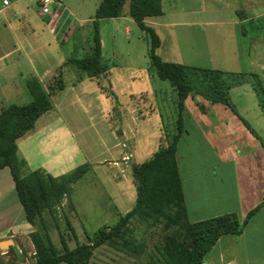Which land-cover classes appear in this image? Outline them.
<instances>
[{
  "label": "crops",
  "instance_id": "obj_1",
  "mask_svg": "<svg viewBox=\"0 0 264 264\" xmlns=\"http://www.w3.org/2000/svg\"><path fill=\"white\" fill-rule=\"evenodd\" d=\"M21 1L11 0L10 4L5 5L2 0L0 4V14L3 15L4 25L6 23L5 27L15 39L14 44L0 51V113L5 106L31 102L33 95L28 81L32 78L40 81L43 89L50 95L52 108L37 119L33 129L18 139L17 153L24 161L26 169H44L54 176H60L69 168L76 167L84 161L91 163V156L82 147L77 132L72 129L70 122L59 112L62 105L58 99L62 94L69 92L75 94L79 100L80 91L87 88L98 92L97 89L103 86L101 83L103 73L98 77H90L86 74L82 80L66 82L62 65L58 64L59 67L56 68L55 64H52L49 49L51 43L43 39L46 30L55 37L58 35L53 25L59 10L54 9L52 14L46 15L38 9L37 16L44 19L45 23L42 28V24L35 19L34 14L29 13L32 8L30 2L26 3L28 8L21 9L19 6ZM171 1L162 0V14L145 19L160 37L161 43L157 50L163 44L159 26L170 25L165 18L168 12L170 14L173 12L169 7ZM209 1L203 0L202 14L206 16L203 20L205 25L229 24L236 27L246 22L252 23L251 56L249 55L251 71L242 72L231 65L222 67L216 65L215 61H212L214 59H210L214 65L202 68L243 74L245 78L243 82L229 91L230 101L234 103L231 95L238 91L252 104L247 109L250 115H244L234 104L232 108L223 101L215 100L211 95L205 96L192 91L186 98L183 112L185 131L178 141L176 157L187 215L191 222H196L234 212L240 224L244 226L241 234L222 235L210 253L206 255L203 264H264V103L258 94L261 92L264 97V34H261L264 23L260 21L264 18V10L256 7V0H235L236 5L232 7L228 0H224L225 3L218 0L215 5L209 4ZM101 2L102 0L95 5V14ZM37 4L40 8L39 0ZM64 7V12L68 13L64 24H68L69 29L66 30L73 33L76 29H80V25L72 24L73 12L68 10L65 4ZM19 13H22L23 17L17 18ZM186 13L195 15L198 12L196 9H188ZM95 14L92 18L93 22ZM212 14H219V17L211 18ZM190 15L185 17L193 18ZM16 19L22 21L17 27L14 25ZM107 21H112L116 29L121 27L123 22L137 23L127 13L120 17L100 20L103 58L106 48L105 28L107 26L105 23ZM1 23L2 20H0V31L3 29ZM187 23L191 26L201 24L196 19ZM125 27L126 31L130 30L129 25ZM37 29H39L38 34L35 32ZM242 31L246 33L247 29L242 27ZM16 33H20V36L18 37ZM3 45L5 46V41L0 37V46L3 47ZM211 54L213 53L209 55ZM233 54L237 61L236 50ZM77 58L78 56L70 54L61 57L59 53L54 56L56 61L67 60L74 65L77 64L73 60ZM156 75L158 74H149V78L145 79H152L157 83ZM59 77L62 82L60 81L56 87L54 82ZM85 78H88L90 82L85 84ZM248 80L256 86L257 91H254L252 86L248 88L246 84ZM147 85L149 86L150 83L147 82L146 87ZM172 87L175 91L176 88L173 85ZM20 97L23 101L18 103L17 99ZM175 102L178 108V93ZM141 107L143 110H140L141 113L139 118L135 119V124L132 121V114L137 108L130 106L127 109L129 119H124L127 122H124L123 127L119 129V137H115V143L111 149L113 157L104 160L112 169L110 173L111 178L113 176V183L110 187V203L103 210L102 217H105L106 222L103 226H113L135 207L137 186L132 168L135 164L150 159L162 147L157 145L161 137L159 132L161 123L156 131H147V121L159 113V108L157 107L155 113H152L146 104ZM142 117L144 121L141 120ZM131 126L134 128L138 126L140 130H131ZM137 136L141 140L140 147L136 144ZM142 138H145L146 146L143 145ZM120 174L123 176L120 177ZM259 205V209L246 222L248 213ZM35 229V225L27 217L10 167H1L0 254L6 262L10 257L13 262L14 259L24 260L25 256L26 258L29 255L34 256L35 246L31 233Z\"/></svg>",
  "mask_w": 264,
  "mask_h": 264
},
{
  "label": "rangeland",
  "instance_id": "obj_2",
  "mask_svg": "<svg viewBox=\"0 0 264 264\" xmlns=\"http://www.w3.org/2000/svg\"><path fill=\"white\" fill-rule=\"evenodd\" d=\"M99 1L64 0L67 9L73 12L72 24L78 23L80 29H76L73 33L66 30L69 29L68 24H64L67 21L68 13L64 12L65 7L60 6L57 7L59 15L56 16L53 25L55 33L58 35L55 37L48 30L44 32L45 37L43 39L51 43L49 49L52 64H55L56 68L59 67L58 64L62 65L63 76L68 83L82 80L87 72L77 65L68 63L67 60L56 61L54 56L59 53L61 57L70 54L83 58L91 54L94 34L92 18L95 14V5ZM217 1L210 0L209 4L214 3L215 5ZM1 2L2 0H0V4ZM27 2H30L32 7L29 13H33L35 19L39 20L42 24L41 27L44 28V19L37 16L38 9L40 10L37 0H22L18 4L21 9H26L28 8ZM221 2L225 3L224 0ZM228 2L231 3V7L236 5L235 0H228ZM255 2L257 8L264 10V0H256ZM169 7L173 12L172 14L168 12L165 19L170 25L159 26L163 44L157 53L164 60L194 65V67H208L214 63L222 67H230L229 65H231L242 72L251 71L249 61L253 35L251 22L236 27L229 24L225 26L205 25L203 20L206 19V16L202 14L203 0H172ZM188 9H196L198 13L190 15L186 13ZM185 15H190L193 18L185 17ZM218 15L212 14L211 18H217ZM20 17H23L22 13H19L17 18ZM221 17L223 18V16ZM192 19L200 21L201 24L188 25L187 21ZM0 20H2L3 26L0 37L5 41V46H0V51H3L14 44L15 39L5 27L6 23L4 25L2 14H0ZM20 21V19L14 21L15 27L20 24ZM260 21L264 23V18ZM105 24L107 26L105 28L106 48L105 57L102 59L108 65V70L103 72L101 77L102 88L97 89L98 92L92 91L90 88L80 91L79 100L75 94L69 92L62 94L58 99L62 105L59 112L70 122L72 129L77 132L82 147L91 156V163L84 161L82 164H77L78 166L87 164L89 169L79 182L73 185L70 194L53 212L45 210L42 218L38 219V225L35 226L36 229L39 228L48 232L59 248L63 246L61 238H65L70 247H75L78 242H86L92 236L94 237L96 232L106 223L105 217L102 216L103 210L110 203V187L113 183V176L111 178L112 169L104 160L113 157L111 149L115 143V137L118 138L120 135L119 129L123 127L124 122H127L124 119H129L127 109L130 106H135L139 110V112L136 110L132 114L134 124L135 119L139 118L140 110H143L141 106L144 104L152 113H155L157 107L159 108V113L147 121V131H156L161 123L159 130L161 137L160 141L157 142L160 147L167 146L178 132L176 120L179 117V109L175 105L177 90H173L169 80L161 79L158 75H156L157 83L152 79H145L149 78V74H156L155 67L151 63L149 33L137 23L123 22L122 26L117 29L112 21H107ZM126 25H129V31H126ZM242 27L247 29L246 33H243ZM35 32L38 34L39 29ZM16 34L18 37L20 36V33ZM261 34H264V30H261ZM235 50L237 61L233 57ZM208 53L213 54L209 55ZM210 59H214L212 61L215 62H210ZM55 73L57 72L55 71ZM243 79L245 78L243 77ZM60 81L62 82L60 77L55 79L54 85L57 87ZM84 82L87 84L90 81L85 78ZM147 82L150 85L146 87ZM251 83V80H248L246 84H248V88L252 86L255 91L256 86ZM231 98L241 113L250 115L247 109L252 102L247 101L238 91H235ZM17 101L18 103L23 101L22 97L18 98ZM143 119L142 117L141 120ZM135 127H132L131 130H140V127ZM144 139L142 138V143L146 146ZM140 143V137L137 136V147H140ZM78 166L69 168L62 175L73 171ZM119 176L123 175L120 174ZM132 224H137V220H132ZM145 232L143 239L146 241V247L140 256L129 255L111 246L102 245L95 250L90 264H152L150 259L159 255L157 247L163 240V233L161 229L155 231L147 229ZM33 261L34 256L31 255L27 258L25 256L24 260L22 258L14 259L13 262L11 257L8 258V262L12 264H30ZM153 264L161 263L157 261Z\"/></svg>",
  "mask_w": 264,
  "mask_h": 264
},
{
  "label": "trees",
  "instance_id": "obj_3",
  "mask_svg": "<svg viewBox=\"0 0 264 264\" xmlns=\"http://www.w3.org/2000/svg\"><path fill=\"white\" fill-rule=\"evenodd\" d=\"M162 12V0H102L93 22L92 52L73 61L90 77H98L106 72L108 65L102 62L100 20L129 14L149 33L151 63L156 73L161 79L169 80L177 90L178 132L167 146L160 148L150 159L133 166L137 201L130 212L113 226H102L94 237L86 242H78L75 247H70L66 239L61 238L63 246L59 248L48 232L35 229L31 233L35 246L34 261L30 264H90L94 251L102 245L140 256L145 251L146 241L143 238L147 229H161L163 233V240L157 247L159 255L151 258L150 263L203 264L206 255L222 235L242 233L244 226L234 212L196 222L188 219L176 152L178 141L185 131L183 112L188 95L197 91L205 96H214L215 100L234 108L229 91L243 82V74L164 60L157 53L160 37L145 21L147 17ZM28 86L33 95L31 102L11 104L0 113V168L10 167L27 217L37 226L45 210L53 212L61 205L89 165L78 166L60 176H54L44 169L25 168L24 161L17 153V141L34 128L42 114L52 108L50 95L38 79H30ZM258 94L264 103L262 93ZM259 207L248 213L246 222ZM132 220H137V224H132ZM0 264L11 263L6 262L0 254Z\"/></svg>",
  "mask_w": 264,
  "mask_h": 264
},
{
  "label": "built area",
  "instance_id": "obj_4",
  "mask_svg": "<svg viewBox=\"0 0 264 264\" xmlns=\"http://www.w3.org/2000/svg\"><path fill=\"white\" fill-rule=\"evenodd\" d=\"M5 5L11 3V0H3ZM40 9L43 14H52L57 7H64V0H39Z\"/></svg>",
  "mask_w": 264,
  "mask_h": 264
},
{
  "label": "water",
  "instance_id": "obj_5",
  "mask_svg": "<svg viewBox=\"0 0 264 264\" xmlns=\"http://www.w3.org/2000/svg\"><path fill=\"white\" fill-rule=\"evenodd\" d=\"M7 243H5V245H6Z\"/></svg>",
  "mask_w": 264,
  "mask_h": 264
}]
</instances>
